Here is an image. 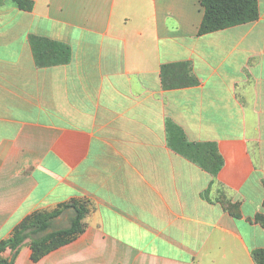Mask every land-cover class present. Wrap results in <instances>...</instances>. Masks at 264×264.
I'll return each instance as SVG.
<instances>
[{
    "label": "crops",
    "instance_id": "0c3cea01",
    "mask_svg": "<svg viewBox=\"0 0 264 264\" xmlns=\"http://www.w3.org/2000/svg\"><path fill=\"white\" fill-rule=\"evenodd\" d=\"M31 1L0 0V240L36 211L86 213L72 240L37 258L25 242L11 264H256L264 0L257 19L201 35L200 0ZM32 39L69 60L39 65ZM181 62L198 83L165 88L162 66ZM167 120L216 143L215 176L169 146Z\"/></svg>",
    "mask_w": 264,
    "mask_h": 264
},
{
    "label": "trees",
    "instance_id": "16d2710c",
    "mask_svg": "<svg viewBox=\"0 0 264 264\" xmlns=\"http://www.w3.org/2000/svg\"><path fill=\"white\" fill-rule=\"evenodd\" d=\"M11 1L22 10L30 11L33 8L31 0ZM200 4L203 7V18L198 29L199 35L253 21L259 15L257 0H200ZM32 43L39 65H53L69 60L70 49L63 43L42 39H32ZM161 79L165 88L198 83L188 62L163 65ZM166 131L168 144L173 150L214 176L219 172L223 166V159L215 142L189 141L183 129L171 120L166 121ZM69 207L73 208V215L68 226L53 228V219L60 215L63 209ZM85 213L83 205L78 206L72 201L62 203L51 211H36L27 215L14 227L9 237L0 240V264H11L25 242L30 245L33 258L69 242L82 231ZM257 220L264 225L262 216H258ZM8 249L11 252L10 258L3 255ZM252 254L256 264H264V248L254 250Z\"/></svg>",
    "mask_w": 264,
    "mask_h": 264
},
{
    "label": "rangeland",
    "instance_id": "374dc122",
    "mask_svg": "<svg viewBox=\"0 0 264 264\" xmlns=\"http://www.w3.org/2000/svg\"><path fill=\"white\" fill-rule=\"evenodd\" d=\"M67 221L60 222L59 225L65 224Z\"/></svg>",
    "mask_w": 264,
    "mask_h": 264
}]
</instances>
